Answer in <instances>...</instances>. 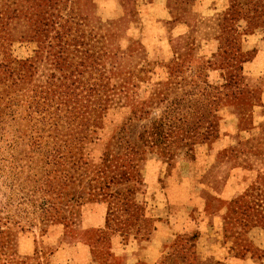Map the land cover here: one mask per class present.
Listing matches in <instances>:
<instances>
[{
    "label": "rangeland",
    "instance_id": "obj_1",
    "mask_svg": "<svg viewBox=\"0 0 264 264\" xmlns=\"http://www.w3.org/2000/svg\"><path fill=\"white\" fill-rule=\"evenodd\" d=\"M31 1L0 0V264H264V0Z\"/></svg>",
    "mask_w": 264,
    "mask_h": 264
},
{
    "label": "crops",
    "instance_id": "obj_2",
    "mask_svg": "<svg viewBox=\"0 0 264 264\" xmlns=\"http://www.w3.org/2000/svg\"><path fill=\"white\" fill-rule=\"evenodd\" d=\"M259 60V56H258V53L256 55V58L255 60ZM101 207L97 206V207H91L90 210H88L86 213H85V219H86V222H84V228L85 230H93V229H97L99 228V226H101V223H102V219H101ZM79 245L81 246V251H80V254H79V259L83 262V264H93V259L91 258V255H90V252L88 250H84L86 249V246L80 242ZM146 252L148 253H154V249L150 250L148 249ZM139 259V258H138ZM147 259V258H145Z\"/></svg>",
    "mask_w": 264,
    "mask_h": 264
},
{
    "label": "trees",
    "instance_id": "obj_3",
    "mask_svg": "<svg viewBox=\"0 0 264 264\" xmlns=\"http://www.w3.org/2000/svg\"><path fill=\"white\" fill-rule=\"evenodd\" d=\"M36 0H32L31 2L34 4V2H35ZM41 1H43V0H41ZM27 11V12H26ZM30 11H31V13H30ZM22 12H24L25 14H27V15H29V16H27V19L28 20H30L31 21V16H33L32 18H33V26L34 25H36V23H37V19L39 18V20H40V22H39V24H42V25H44V23H45V21L47 20V18H45L44 17V15H42V14H44L45 12L43 11L42 12V14H35V11H34V8H33V5H31V6H27V8L26 9H24ZM5 13V12H4ZM24 16V15H23ZM27 23H28V21H27ZM35 27V26H34ZM40 27V26H39ZM247 208V207H246Z\"/></svg>",
    "mask_w": 264,
    "mask_h": 264
}]
</instances>
